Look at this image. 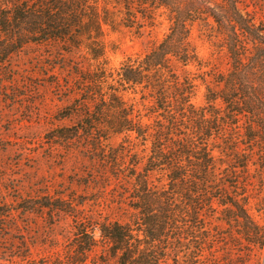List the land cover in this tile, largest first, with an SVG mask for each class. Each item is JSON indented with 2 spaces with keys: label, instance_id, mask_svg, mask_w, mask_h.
<instances>
[{
  "label": "trees",
  "instance_id": "16d2710c",
  "mask_svg": "<svg viewBox=\"0 0 264 264\" xmlns=\"http://www.w3.org/2000/svg\"><path fill=\"white\" fill-rule=\"evenodd\" d=\"M256 14L244 0H0V65L28 46L57 47L50 66L66 75L73 100L59 116L78 121L55 129L49 140L87 154L85 186L116 181L112 191L126 205V220L101 221L74 199L25 200L23 212L47 208L76 219L63 259L27 264H85L98 247L102 264H219L213 248L225 232L214 219L235 231L229 238L239 251L264 252V225L250 215L249 182L239 175L259 166L264 188V19L257 22ZM160 18L169 30L154 48L111 66L105 27L152 29ZM195 24L222 35L231 59L229 73L216 79L219 89L208 87L201 110L192 103L196 85L189 70L204 65L191 39ZM53 83L63 86L59 79ZM128 92L140 94L143 111ZM194 114L199 124H211L203 136H194ZM247 115L249 151H241L235 129ZM213 137L223 147L210 142ZM252 147L260 151L258 162ZM6 208L0 207V217L12 216ZM1 258L0 264H15Z\"/></svg>",
  "mask_w": 264,
  "mask_h": 264
},
{
  "label": "rangeland",
  "instance_id": "374dc122",
  "mask_svg": "<svg viewBox=\"0 0 264 264\" xmlns=\"http://www.w3.org/2000/svg\"><path fill=\"white\" fill-rule=\"evenodd\" d=\"M244 1L250 11L257 12V22L264 19V0ZM160 21L162 24L152 29L118 26L113 30L105 27L104 39L111 66L120 67L128 57L144 55L154 48L169 30V23L163 18ZM210 34L209 29L201 24H195L191 32L192 42L204 63L202 68L196 65L189 67L196 85L192 103L198 110L208 106V87L219 89L217 77L228 74L231 69L223 36ZM57 52L54 46L32 45L12 55L6 65H0V207L12 210L11 217H0V263H5L1 257L12 258L15 264H27L28 260L63 259L71 248L76 219L66 214L51 213L47 208L23 212V206L27 205L25 200L37 202L46 196L52 199L64 197L83 202L78 209L101 221L127 219L122 209L126 205L120 201L118 193L112 191L116 181L110 186L100 182L97 187L87 188L85 184L90 178L88 171L91 167L87 154H81L74 144L49 140L55 129L78 121L76 115L70 118L59 116L73 100L68 96L66 75H57L60 69L50 66ZM57 79L62 87L53 83ZM126 98L143 111L140 94L128 92ZM216 106L224 110L221 101H217ZM248 116L240 117L235 129L243 141L238 145L241 151H249L246 144ZM198 119L199 115L194 114V136H203L211 124L206 121L199 124ZM120 141L121 138H114L112 142L117 144ZM215 141L223 147L222 139L210 138V142ZM252 149L253 161L258 162L260 151L257 147ZM215 154L219 156L221 153L216 149ZM258 169L259 166L251 165L248 173L239 175L241 180L249 182L246 193L249 196V213L257 223L264 225V210H260L264 188L257 175ZM217 224L225 232L222 234L224 238L213 248L219 264H263L264 252L259 255L256 249L239 251L229 238L230 233L237 235L235 231L225 222L214 219L213 225ZM101 251L102 248L98 247L85 264H102L98 260ZM28 254L29 258L22 262V255Z\"/></svg>",
  "mask_w": 264,
  "mask_h": 264
}]
</instances>
